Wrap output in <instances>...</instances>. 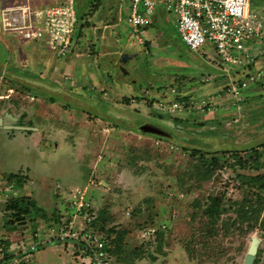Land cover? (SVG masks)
I'll return each mask as SVG.
<instances>
[{
    "label": "rangeland",
    "instance_id": "374dc122",
    "mask_svg": "<svg viewBox=\"0 0 264 264\" xmlns=\"http://www.w3.org/2000/svg\"><path fill=\"white\" fill-rule=\"evenodd\" d=\"M63 1L0 0V114L39 127L5 128L18 135L12 142L0 136V240L10 242L8 250L22 247L25 264H82L74 242L41 241L54 212L72 214L70 200L85 189L105 216L102 230L112 227L116 239L125 232L113 242V264H246L253 236L260 238L253 264H264V210L256 209L258 190L249 181L264 171V43L251 66L232 69L210 46L190 49L173 13H160L144 43H132L130 0H78L80 20L66 55L58 43L3 26L6 8ZM251 6L264 12V0ZM10 49L15 61L5 59ZM122 53L134 56L123 62ZM249 71L257 80L235 108L227 86ZM176 92L195 107L211 99L215 108L174 112ZM22 196L32 200L25 215L7 208ZM215 196L220 217L205 212ZM34 231L40 245L31 250L25 235Z\"/></svg>",
    "mask_w": 264,
    "mask_h": 264
},
{
    "label": "built area",
    "instance_id": "2783aa9c",
    "mask_svg": "<svg viewBox=\"0 0 264 264\" xmlns=\"http://www.w3.org/2000/svg\"><path fill=\"white\" fill-rule=\"evenodd\" d=\"M77 1L64 0L60 4H52L45 8L33 7L30 3L6 8L2 14L3 26H10L11 30L24 38L45 39L51 43H58V48L66 54L71 49L79 23ZM251 1L130 0L127 22L132 30L129 41L144 43L146 39L144 33L152 23L157 7L161 5L169 14H174L173 18L181 38L190 49L198 52L202 50L205 53L204 47L210 46L228 67L243 70L254 63L259 53L257 50L259 42L264 43V12L255 11ZM259 74L264 75V70ZM256 80L257 76L249 71L245 77L227 86L228 93L234 97L233 107H240L245 91ZM262 86L264 88V84ZM172 92H175V89ZM214 106L211 99H203L196 107L190 100H173L169 104L171 110L178 113L184 111L192 113V109L212 112ZM80 192L78 197L70 200L74 208L72 219L68 223L49 225L48 236L41 242H50L52 239L72 241L78 246L75 247L76 253H82L80 255L82 264H113L112 238L106 231L93 226L98 210L88 198L85 189ZM25 237L29 240L31 250L40 245L34 241L38 237V231L26 234ZM20 255L22 257H19ZM20 255L19 258H14V261L13 259L6 261L5 255L0 252V264H19L27 260L23 252Z\"/></svg>",
    "mask_w": 264,
    "mask_h": 264
},
{
    "label": "trees",
    "instance_id": "16d2710c",
    "mask_svg": "<svg viewBox=\"0 0 264 264\" xmlns=\"http://www.w3.org/2000/svg\"><path fill=\"white\" fill-rule=\"evenodd\" d=\"M253 64V63H252ZM251 64V65H252ZM249 65V66H251ZM175 97L170 99L169 102L175 100V101H189L190 96H187L186 94L183 93H174ZM165 97V96H164ZM158 97H154V100H158ZM176 98V99H175ZM160 103L163 104L162 101H160ZM155 104V102H154ZM155 106V105H154ZM172 112V111H170ZM174 113V112H172ZM164 114V113H163ZM187 114V113H186ZM191 114V113H190ZM184 115V114H183ZM157 130L158 134H163L164 132L159 129L158 127H153ZM151 132V131H150ZM154 132V133H157ZM214 132V131H213ZM212 165L214 163H211ZM257 168H259V166H257ZM249 181H250V185L251 187H255L258 190V196H259V200H260V204L259 207H257L256 209L258 211L264 210V171L263 172H259L256 175H251L249 177ZM18 202V204H17ZM31 202L32 200L28 198V196H22V197H16L14 198L11 203H9V205L7 206V208L9 207L10 209L12 208L14 211L16 210L17 214L19 215H25L28 214L29 212H31L32 210H30L31 208ZM30 204V205H29ZM11 209V210H12ZM205 212L207 214H209L211 217H220V215L223 212L222 209V204H221V200L219 197L215 196V197H211L210 203L206 206L205 208ZM18 216V215H17ZM72 214L71 213H59V212H54V216L52 217V222L49 225H56L58 223H68L71 219H72ZM105 220V216L102 215L100 217L99 211L97 212V216L95 217L94 221H93V226H97L100 229H104V226H100L101 222ZM216 219H213V222H215ZM262 224H264V218L261 220ZM113 231L112 227L110 229H107V232H109L108 234L110 235L111 232ZM36 232V231H34ZM120 240L123 239V235H125V232H120ZM118 238H112L113 242H117L116 244L118 245V242H120V240H118ZM2 242V243H1ZM6 242V244H4ZM10 244V242L8 243V241L4 240L1 241L0 240V245H2L3 247H0V252L3 253L6 257H8V248L7 246ZM118 246L114 247L112 251L113 255H115V252L118 250L117 249Z\"/></svg>",
    "mask_w": 264,
    "mask_h": 264
},
{
    "label": "crops",
    "instance_id": "0c3cea01",
    "mask_svg": "<svg viewBox=\"0 0 264 264\" xmlns=\"http://www.w3.org/2000/svg\"><path fill=\"white\" fill-rule=\"evenodd\" d=\"M29 3V2H28ZM77 3H78V1H77ZM77 11H78V9H77ZM160 13H168L161 5H159L158 7H157V9H156V12H155V14L153 15V18H152V23L148 26V27H150V26H153V25H157V24H154V23H158V20H157V18H158V16H159V14ZM169 14V13H168ZM78 15H79V13H78ZM114 18V17H113ZM166 18H164V20H165ZM79 20H80V18H79ZM119 21H120V19H119ZM109 26V25H108ZM148 29V28H147ZM146 29V30H147ZM19 34V33H18ZM146 38V37H145ZM147 39V38H146ZM1 40V39H0ZM0 43L1 44H5L4 43V41L2 42V41H0ZM7 48V47H6ZM9 51H11V49L9 50ZM3 52V51H2ZM13 51H11V52H9V55L5 58V59H12L13 61H15V59L16 58H18V55H17V53H13L14 55H12L11 53H12ZM69 52V51H68ZM67 54V53H66ZM65 54V55H66ZM133 56H134V54H133ZM4 57H5V55H4ZM3 58V57H2ZM6 69V68H5ZM1 70L3 71V72H5L4 71V68L2 69V67H0V73H1ZM100 73H102V71L100 72ZM103 74V73H102ZM34 76H35V74H34ZM106 83L107 82H105V84H103L105 87H104V90L107 92V86H106ZM104 95H107V93H105ZM105 98H108V96H105ZM5 113H7V112H5ZM10 113V112H9ZM210 113V112H209ZM5 117H7V119L5 120V122L4 123H7V122H9V120L10 119H12V118H9L8 116H5ZM5 128L6 127H4V128H1L0 127V130L2 129V130H4L2 133H0V136H1V139H3V141L4 140H6V142H12L14 139H17L18 138V135L17 136H9L10 134H9V132L10 133H12L10 130H5ZM7 129H11V130H13V128H7ZM1 130V131H2ZM20 130V129H19ZM20 134H22V135H20V138H23L24 140L25 139H27L26 137H24V134L23 133H20ZM27 150V149H26ZM28 151V150H27ZM26 168H30V170H29V172L28 173H33L34 171L31 169V167L29 166V165H27V166H25V170H26ZM2 171V170H1ZM3 172V171H2ZM5 173L7 172V171H4ZM19 171H17V172H13V173H18ZM4 175V174H3ZM44 189V188H43ZM14 221L15 220H12L11 222L12 223H14ZM17 222V221H16ZM48 224H47V227H46V229L48 228ZM31 233V232H30ZM27 235L29 234V232H27L26 233ZM12 238V237H11ZM47 239V238H46ZM53 240V239H52ZM51 240V241H52ZM46 243V242H45ZM20 248H22V247H18V246H13V247H9V251H8V255H17V256H19L20 255V253L22 254V251L23 250H21ZM37 248V247H36ZM35 250V249H34ZM12 251V252H11ZM25 256H26V254H24ZM14 256V257H15ZM9 257V256H8ZM19 257H22L21 255L19 256ZM27 257H28V255H27ZM26 259L25 260H23V261H21V264H25L26 263ZM32 264H35V263H32Z\"/></svg>",
    "mask_w": 264,
    "mask_h": 264
},
{
    "label": "water",
    "instance_id": "95a60500",
    "mask_svg": "<svg viewBox=\"0 0 264 264\" xmlns=\"http://www.w3.org/2000/svg\"><path fill=\"white\" fill-rule=\"evenodd\" d=\"M122 59L125 62L126 60H128L130 57H132V55L127 54V53H123L122 54ZM5 116H8L9 118H12L13 120H16V117L12 115V113H5ZM0 126H4L6 128H13V129H20V130H33L35 129V127H30V126H25V125H8V124H4V118L3 116H0ZM147 130L151 131V132H157V130L153 127H148ZM22 220H24L25 216L21 217ZM259 243H260V238H258L257 236H253L250 242V245L248 247L247 253L245 255V259L244 262L246 264H253V261L256 257V254L258 252V248H259Z\"/></svg>",
    "mask_w": 264,
    "mask_h": 264
},
{
    "label": "flooded vegetation",
    "instance_id": "af4514ba",
    "mask_svg": "<svg viewBox=\"0 0 264 264\" xmlns=\"http://www.w3.org/2000/svg\"><path fill=\"white\" fill-rule=\"evenodd\" d=\"M121 57H123V56L121 55ZM122 61H123V59H122ZM12 115L16 117V120L10 119L9 122L4 123V124H8V125H25V126L35 127V129H33V130H25L26 132H34L35 133V131H37L39 129V127L31 124V121H32L31 119H28V121L24 122L22 115H19V116L15 115V114H12ZM0 116H3L4 122H5V120L7 119V117H5V112L0 114ZM0 127L4 128V126H0Z\"/></svg>",
    "mask_w": 264,
    "mask_h": 264
}]
</instances>
